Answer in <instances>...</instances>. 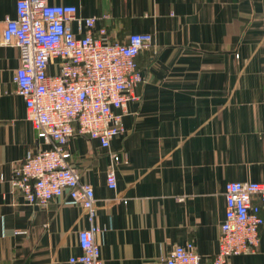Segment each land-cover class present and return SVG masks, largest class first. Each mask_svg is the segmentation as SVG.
Listing matches in <instances>:
<instances>
[{
  "label": "crops",
  "instance_id": "crops-1",
  "mask_svg": "<svg viewBox=\"0 0 264 264\" xmlns=\"http://www.w3.org/2000/svg\"><path fill=\"white\" fill-rule=\"evenodd\" d=\"M47 1L97 15L93 33L105 26L108 41L131 32L152 39L135 55L143 79L126 104L124 131L108 148L77 132L68 140L70 163L94 188L102 264H156L188 240L209 262L227 181L264 180V0ZM15 2L0 0V40ZM19 62L17 46L0 44V264H80L69 258L81 253L83 207L66 203L65 193L29 204L10 186L24 152L46 146L15 92ZM116 152L123 156L112 162ZM110 166L115 189L105 183ZM258 230L256 248L228 264H264V222Z\"/></svg>",
  "mask_w": 264,
  "mask_h": 264
},
{
  "label": "built area",
  "instance_id": "built-area-1",
  "mask_svg": "<svg viewBox=\"0 0 264 264\" xmlns=\"http://www.w3.org/2000/svg\"><path fill=\"white\" fill-rule=\"evenodd\" d=\"M15 11L14 17L3 20L0 44L19 48L20 62L12 75L15 92L24 101L25 119L46 146L24 152L12 169L10 186L36 206H45L64 193L66 203L80 204L88 226L77 232L81 253L69 261L102 264L95 239L99 228L94 222V188L80 180L70 163L68 140L77 132L108 148L113 136L124 131L126 104L137 97L135 87L143 79L135 55L151 45V35L131 32L124 41H108L105 26L97 29V35L93 33L98 16H79L71 3L16 0ZM71 21L76 23L78 34ZM122 156L110 153L112 162ZM105 183L116 188L111 166ZM224 199L218 250L209 262L201 261L188 240L173 245L156 264H228L232 254L255 249L258 229L264 222L260 214L264 180L227 181Z\"/></svg>",
  "mask_w": 264,
  "mask_h": 264
}]
</instances>
